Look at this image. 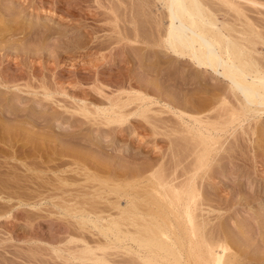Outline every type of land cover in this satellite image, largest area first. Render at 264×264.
<instances>
[{"label":"bare ground","instance_id":"6f19581e","mask_svg":"<svg viewBox=\"0 0 264 264\" xmlns=\"http://www.w3.org/2000/svg\"><path fill=\"white\" fill-rule=\"evenodd\" d=\"M20 1L21 2H19V3H21L22 6L25 4L24 3L25 1L27 2V0H20ZM22 1H24L23 2L24 4H22ZM33 1L34 0H32V2ZM45 1L46 0H35L34 2L36 3V5L37 4L42 5V4L46 3ZM47 1H49V0H47ZM51 1H54V2L56 1L55 3H60L61 7L66 5V4L63 5L64 3H66V0H63V1L61 0L62 2L60 0H59V2H57L58 0H51ZM73 1H75L76 3H78V2L82 3L83 0H73ZM100 1L102 2V0H93V2L96 4L100 3ZM105 1H108L106 3H109V5L108 6H102V4H101L100 6L103 7V8L101 7L102 9L106 10V12H105L106 15L108 14L107 15L108 19L106 20V18H104L105 16H103V19H105L107 22H109L111 25H113V26L110 25L111 27H113L112 32L110 30L112 35H108V36H110L108 39L103 40V42L98 43L97 41H95L96 37H93L95 34L93 30H91V29L89 30V29L85 28L84 29L85 33H84V35L82 34V36L84 38L88 39V42H86L84 40L85 43H88V44L91 43L92 46H89L90 48H94L97 51H102V50L109 51L108 54H106V55L104 54L105 56H103V55H102L103 57L101 56L103 60L107 59L106 62L107 61H111V62L113 61L114 62L117 59L116 57L123 55L122 57H120L119 62L120 61L124 62L125 66L127 63L129 64V57L130 56H128V55L130 53L125 54L126 49L124 47V44L122 43V42L126 41V43L124 42L125 45L127 43H129V44L131 43L133 45L134 44L140 45L141 48H145V49L146 48L148 49V47H149L150 52L152 51L150 47L157 48V49H159V51H161V49H162V51L165 50L166 52L175 56L177 58V60L180 59V62L187 59L196 68L201 69V70L211 71L212 74H214V76H212V78L216 82H221L224 84L226 83L227 84L226 86H228V87L225 90H218L217 89L218 91H216L215 89L214 90L212 89L213 91H216V92L212 93L211 91H209V89L206 90L205 85H208L207 84L208 81L206 82L205 79L201 78V81H199V82L196 80L197 83H199L197 86L200 87V89H202L201 87L205 86L206 96H204V98L208 97L207 100L204 101L202 99L203 96L200 94L202 96V97L201 96L200 97H201L202 102H203V103H201L202 105L199 102V105H201V106H198V104H196L198 107L193 106L192 102L194 101V99H193V101L191 100L192 102L190 100L189 101L187 100L188 102H190L187 104V101H186L187 98H186L184 100L185 103L184 104L182 103L183 106L180 107L183 110H184V108H186V110L188 109L187 114H186L185 113L186 111L183 112L182 110H179V109L177 110V108H178V107L176 108L177 105L176 106L171 105L172 103L174 104V102L165 104V106L167 107L168 110H170V108H171V110L172 109L176 110V113L178 114L177 117L182 124L184 123V124H186V126L188 125L186 127V129H187L186 132L185 131L181 132V131H179V129L177 131H173V133L176 132L175 134L181 135V137L178 135L179 136L178 139L180 140V142H179V140H177L179 143H181V145L178 143V145H180V146H178L177 149H175V150L173 149L174 154H172L173 156L172 155L170 156V158H172V161L174 162L175 169L173 168V171L171 172V174L163 175L164 172L162 174V169L165 166L160 165V167L157 168L155 172H152L147 177L144 176L143 171H141V172L138 171L139 173L136 172L137 174L136 173L133 174V178H135V180H137V181H134V179H133L134 183L131 184V182H130V184L133 186V188L138 187L139 191L141 189V193L139 194L137 190H135V189L133 190L132 186L129 185V186H131V189L133 190L132 191L133 194L130 195V198L128 200L129 201L128 206L130 205V207H128L129 209L126 207V209H123V210H122V208H120L121 210H119V208H118L119 205L116 204L119 212L117 211L118 213L114 217L113 216H110V217L107 216L106 218H104L102 214H101V217L96 214V216L92 215L93 220H91L88 215H85L83 213L84 211L82 212L80 210L82 214L78 212V215H77V212L75 210L74 213H76V214H74L73 218L76 219L77 224H78L77 226H79L78 228L79 229H85L86 225H88V224L92 225L93 228L95 230H97L99 232V234L106 239L107 243H105V244H102V243L96 244L95 243L96 246L91 247L88 245V242L84 241L85 238L80 233V235H78V236H82V237H78V239H75V240L71 239V240H69L68 243L69 244L79 243V244L83 245V247L81 246V248H76L77 250H74V251H69V250L66 251L69 255V258L65 257V259H63L64 262L65 263L76 262L77 264H264V232L258 231L259 233L250 234L251 236L248 237L247 241L245 239L246 242L244 244L243 243L244 241L242 242V240H244V239L243 238L241 239L238 236L237 231L234 230L235 231L234 232L231 229L229 230V228L225 229L221 226L219 227V223L223 219L222 216H220V217L215 216L216 220H218V225H215V224L210 225V221L212 220V219H210V216H211L213 210L211 211L209 206H211L214 201H211L210 199H208V197H204L203 196L204 192H201V190L203 188H206V189L208 188V190L211 187L213 188L214 185H212L211 182L213 181L212 179H214L215 175L217 174L216 170H218V168H219V169H221L222 172H224V170H223V168H225L223 165L224 160L240 161L241 163H243L242 167L246 166L245 162L250 163V164H247L250 166L252 165V173L247 174L249 177L251 174H253L258 178L264 174V157H263L264 156V128H263L264 126H262L260 129V125H262L261 123H263V121H264V32H263V34H262V32H260L262 29H264V21L260 20V19H259L260 20L259 21L258 18H254V16H253L254 19H252L250 15L247 16V13H249L250 11L244 7V6H249L255 10H257V9L260 10V8L264 10V0H114L115 3L111 2L112 0H105ZM67 2H69V1H67ZM2 3H4L3 6H1ZM12 3H16L14 5L18 6L17 0H16V2H14V0H0V17H1V19H2V17L3 18L6 17L4 20L0 19V102L1 101L4 102L6 100L8 101L6 94H9L10 98H14V99L17 97L23 98L21 93L30 95L32 98L36 97L37 95H41L43 97L41 99H43V100L44 99L45 100L46 99L52 100V98H50V97H52L53 95H51V94H56L58 92V91L56 92L57 89H55L56 88L55 86H46V85L43 86V85H41V86L34 87L30 83L24 84V86L23 85L20 86V84H18L19 83L18 81H20V79L23 80L24 78L25 79L28 78L31 80L32 79L31 76L32 77L35 76V73H34L35 64L34 63H36L37 60L43 58L42 57V56H44L43 54H46V52H47L46 47H47V49H49V47H48L49 45H51L50 47H52L51 41L53 39L56 40L55 43L52 41L53 44L55 46H59L60 50L62 48H65L63 46H68V45H72V44H69L68 40L63 41V39H62L63 35L61 33H59L60 36L55 35L56 34L55 30H54L55 34L49 35L50 31L49 32L47 31L48 32L47 33L46 31L41 29L42 27L39 28L40 26L30 25L31 24L30 22H29L30 24H28L27 22H26L27 24L24 23L25 21L23 20V17L21 18L19 15L20 12H18L20 10L17 9L18 10L17 11L18 14H17L16 11H14L15 10L14 6L10 5ZM69 3H71V2H69ZM152 4L153 5L157 4L155 6H158V9H159V7H161L160 10L156 9V11H160V12H158L159 14H157V12H156L155 16H157V17H155L156 19H154L156 21L154 22V20H153L152 21L153 23L152 24L150 23L151 25L154 24L153 30L155 29V31H153V32H155L154 33L156 35L155 38H153L154 34L152 35V33H150V30L152 28L150 29V27H149L148 29H150V30H147L143 26L145 22L142 23V25H141V23L137 22L138 20L140 21L142 18L147 19L148 10L151 9L150 7H152L151 6ZM21 5H19V6H21ZM73 5H75V4H73ZM78 6L81 7L80 4ZM78 6L76 5V7H78ZM32 7H34V3H33ZM220 7L226 8L227 10L224 11L225 9L224 10L222 9V11H223L222 12L219 9ZM36 9L37 8H35V10ZM59 9H61V8H59ZM63 9H65V8H63ZM75 9L76 8H74V10ZM26 10H27V8H26ZM32 10H34V9H32ZM67 11H65V12H67ZM227 11H229V12H227ZM71 12L72 13H70V15L72 17H74V16L77 17L79 15L77 13L81 14L83 11L81 9H76V11L71 10ZM118 12H120V13H118ZM261 12H257V13L255 12V13L260 16V15H262V13L264 11L262 13ZM94 13H96V12H94ZM99 13H96L95 17L96 16L99 17L100 16ZM149 13L151 14L150 11H149ZM219 13L220 14L226 13L225 15L226 16L228 15L227 16L228 19L230 16V14H228V13H232L231 14L232 16H230V18L232 17L233 19L232 18L231 19L233 21L230 22L227 19L225 20L223 18H221V19H223L221 21L218 18V16L220 15ZM21 14H23V13H21ZM92 15L93 14H91V16ZM151 15L153 16V14H151ZM225 15H224V18H225ZM221 17H223V16L221 15ZM263 17H264V14H263ZM81 19H83V18H81ZM146 19H145V21H147ZM137 23H139L140 25ZM40 25H41V23H40ZM121 25H123V26H121ZM145 25H146V23H145ZM82 26H84V25H82ZM141 26H143L147 31H149V33L151 35L149 33H148V35L145 34L147 31H143L141 29L142 28ZM54 31H53V33H54ZM34 32H35L36 36H37V34H39V36H41V34H42L41 38L38 36L39 37L38 39H40L39 42L36 41L37 39L35 40L36 42H38V44H37L38 47L36 46V43L34 44V42L32 43V41H31L32 39H34V36H35V35L33 36ZM149 35L152 36V39ZM83 37H81V38H83ZM14 38H16V39H14ZM39 44H40V48H39ZM79 45H80V43H79ZM117 46H118V48H117ZM34 47H36L35 50H34ZM86 47H87V45H86ZM53 48H54V46H53ZM154 50L152 52H154ZM150 52L146 53V54H144V52H143L142 56L139 55V57H141L140 58L141 60L139 61L141 64H142V62L144 64V60H145L146 56L148 54H150ZM155 54L157 56V53H155ZM58 56H60V55H58ZM134 56H135L134 60L136 61V59L139 57L136 58V55H134ZM154 58H156V57H154ZM131 59L133 60L132 57H131ZM131 59H130V61H131ZM160 59H161V57H160ZM147 60H149V58ZM154 60H156V59H154ZM6 61H7V64L4 63ZM145 62L147 63V61H145ZM156 62H155V64L158 65V67H153V68H152V65L148 68L147 66L144 67V66H142L143 64L142 65L140 64L141 67H143V68L140 69L141 68V67L139 68L140 65L138 66V68H139L138 71L140 70L138 74H140V75L142 74L144 77H147V79L149 77L147 75H151V78H152V76H154L156 78V80H161L160 79L162 76L161 71L164 68L162 67L163 68L162 69L160 65L165 66L166 65L165 63L167 61L166 62L164 61L163 62L164 64L158 63V62L161 63L162 60L161 61L159 60L157 63ZM136 63L138 64V59H137ZM146 63L144 65H146ZM148 64H149V62H148ZM155 64H153V65H155ZM27 68L28 69L34 68V69H33V71L30 70V72H29ZM45 68H46V70L45 69L44 70L47 71V67H45ZM122 68H124V67H122ZM150 68H152V70H150ZM125 69L127 70V68H125ZM166 69L168 70V68H166ZM50 72H51V70H50ZM138 74L136 76L137 78L139 77ZM133 75L130 77V79H128L129 81L127 80V78L129 76L126 78V75H125L126 80L124 79L123 76H121L122 78L120 77L121 80L118 79V77H117V79H118L117 82H121L122 80L129 82L128 84L126 82V84L129 85V87L127 85L126 86L128 87L127 88L128 90L130 89L127 92V94L129 93L130 98H128L126 101H124V103L121 105L117 102L115 103V101L113 102V104H111V102H112L111 101L110 102L111 110H108V111L102 110L101 111V109H100V110L96 111L97 114H99L100 111L102 114L104 113V116H105L104 118L106 119L107 123L112 124L113 122H115V124L116 123L121 124V123H124V121H128L129 117H131L133 115L134 116L137 115L138 113L135 112L136 110L134 111V113H129V114L122 113L125 107L132 105V103L136 102V101L139 103H142V102L145 104L147 103V106L145 105L143 108L139 107L138 111H137L141 114V115L139 114L141 117L143 115L142 119L146 120L145 115H147V114H145V112L150 111L149 107H151L154 104V102H153L154 100H152L151 98H149L148 96L145 95L146 93H148V90L146 91V89H148L147 86H145L147 88H145L144 85H142L143 88L140 87L141 90H143L142 91L143 93L140 91L138 92V91H135L134 89H131L132 84H135L134 86H136V82H138L140 79L144 78V77L142 78V76H141L140 79H137L134 76L138 80L137 81V80H135ZM168 75H170L169 72H168ZM163 76H162V78H163ZM166 76L167 75H165V77ZM167 78L169 79L168 76H167ZM99 79L100 78L98 77L97 81ZM144 79H146V78H144ZM144 79L142 82L145 81ZM169 81H171V80H169ZM175 81H173V82H175ZM150 82H152V81H150ZM180 82H181V80H180ZM101 83H102V81H101ZM101 83H100V85H101ZM140 83L141 82H139V84ZM165 83L168 84L164 80L163 84L165 85ZM171 83H172V81H171ZM155 84H156V82H155ZM172 84H171V86H172ZM177 84H179V82ZM50 85H52V84H50ZM153 85H154V83H153ZM175 85H176V83H175ZM121 86H123V84ZM179 86H181V87H179ZM179 86L176 85L174 88H172L174 91V94L176 92L177 93L176 95H179L178 97H180V96H181V98H183V97L189 98L190 97V99H191L194 96H196L197 93H196V91H194V89H196V88L193 89L194 85L190 86L189 84L181 83ZM153 87H155V86H153ZM166 87H165V89H166ZM177 87H179V88H177ZM209 87H211V86H209ZM52 88H54L55 90H53ZM98 88H99V86H98ZM23 89H25V90H23ZM119 89H121V87ZM123 89H124V87H123ZM165 89H163V90H165ZM167 89H166V91H167ZM200 89L198 88V90H200ZM96 90L98 91L97 88H96ZM170 91H171V89H170ZM149 92H151V91H149ZM122 93H126V92L123 91ZM152 94H154V93H152ZM99 95H101V94H99ZM167 97H169V96H167ZM73 98H75V97H73ZM181 98H179V99H181ZM76 99H77V97H76ZM169 99H170V97H169ZM170 100H172V99H170ZM199 100L200 99L198 98V101ZM80 102H82L84 104L86 103L83 100H80ZM179 103H180V101H179ZM175 104H176V102H175ZM193 104L195 105V103H193ZM211 104L214 107L212 106L210 108L209 106H211ZM83 106H84V108H79L80 107L79 106L78 107L79 110H76V111L74 110V111L76 113L82 115L83 117H86V115L88 113H90L89 117H90L91 113L93 116L97 115L96 112H94L95 114H93V112H90L89 109H87L86 105H83ZM85 106H86V108H85ZM140 106H141V104H140ZM194 108H195V110H197L200 113H201V111H204L205 113H207V111H211L210 113L213 116H211V114H209V112L207 114H205L204 112L203 113L205 115H209L208 117H210V118H208L207 116H204L203 113H201L203 115V117L200 116V113H198L199 114V116H198L197 111H196V116L188 115V111H190L192 109L194 110ZM3 110H5V109H3ZM7 110L8 111H6V110L0 111V114H1L0 116H3V118H6V121H9V123H11V124H14V122L16 123L17 121H19L22 118V120H20L21 122L25 123V121L28 122L30 120V122L31 121L34 122L35 125L37 124L36 126H38L40 131L43 133H44V131L48 132L49 130L52 129L50 124L47 123V120H44V118H42L41 116H39V118L35 119V118H33L34 116L32 117L31 115L27 116L28 114L27 115L21 114L22 111H20V112L17 111L16 107H10V108L8 107ZM193 112L192 113L190 112V113L193 114ZM53 113H55V112H53ZM106 113H108V114L112 113V114L106 116ZM56 114H55V116H56ZM18 118H20V119L18 120ZM86 118L89 119L88 117H86ZM189 122L190 123L192 122V124H190ZM17 123H19V122H17ZM1 124L2 123L0 122V134H2L3 137L5 135L6 136H14V137L17 136V138L20 137L21 140L23 137H25V135L22 132L23 131L22 128H21V130H20V128H19V130L16 129L18 131V133H17L15 130V127L12 128V125L8 124V126H3ZM14 126H16V125H14ZM25 127H27V126H25ZM16 128H18V127H16ZM34 128H36V127H34ZM165 128H166V126H165ZM24 131H25V129H24ZM31 131L28 132L29 136L27 135V138H30L29 140H31L32 136L35 137V135H33V134H32V136L30 135ZM19 132H21V133H19ZM26 132H24V133H26ZM122 132H124V131H122ZM122 132H120V133L122 134ZM154 133H152V134H154ZM34 134H37L38 136H40L39 133H37V132L36 133L34 132ZM40 134H42V133H40ZM45 134L46 133L42 134L40 137L44 138V139L46 138V140H48L47 137L50 138V136L45 135ZM155 134H157V132ZM50 135H52V134H50ZM33 137H32V140L36 139V137L35 138H33ZM40 137H38V138H40ZM54 137L56 138V136H54ZM55 138H53V139H55ZM59 138H60V136H59ZM2 139H4V138H2ZM26 139H24V140H26ZM37 139L35 141L33 140V143L36 142ZM51 139L52 138H50L48 140L49 142L46 141V144L52 142ZM27 140L24 142H27ZM59 140H61V139H59ZM172 140H171V142H172ZM174 140H175V138H174ZM42 141L40 142L41 144L39 142H37V144L39 143V145L43 148V145L44 146H46V145L44 144L45 141H43L44 142L43 144H42ZM30 142L32 143V141H30ZM30 142H27L28 143L27 145H29ZM4 143H6V142H4ZM18 144H20V143L18 142ZM172 145H173V143L170 144V146H172ZM174 145L177 146L176 142L174 143ZM31 146L34 147V145H31ZM37 146H35L34 151H36ZM61 146H62V144H61ZM21 147H23V146L21 145ZM33 147H32V149H33ZM45 148H47V147H45ZM29 149H31V147ZM38 149H41V148L38 147ZM38 149H37V152H39ZM48 149H46V150H48ZM22 151H24V150H22ZM37 152H35V154ZM71 152H73V151H71ZM69 153H70V151H69ZM37 154H39V153H37ZM261 156L263 157V160L260 162V161H258V159ZM39 157H40V155H39ZM30 158H31V156H30ZM44 159H47V158H44ZM75 159H76V157H75ZM190 159H191V161H190ZM22 160H24V159H22ZM79 160H81L80 157H79ZM158 160H162L165 162L166 158H164V156L163 157L161 156L160 159H158ZM33 161H35V160H33ZM97 161H96V163H97ZM164 162H161V163H163V165H164ZM213 162H214V164L216 163L215 167L213 165ZM40 163H42V162L40 161ZM40 163H38V164H40ZM257 163L260 164L259 165L260 167L257 166L258 165ZM63 164H64V162H63ZM152 164L155 165V163H152ZM167 166H168V164H167ZM103 167H102V169H103ZM0 168H2V167H0ZM46 168L47 167H45L44 169H46ZM148 168H150V167H148ZM232 168H230V169H232ZM234 168H233L234 170L241 171V174H244V171L246 172L245 169L247 167L242 169L240 166L237 165V167H234ZM178 169H180L179 172H177ZM47 172H49V171H47ZM0 173L2 174V172H0ZM12 173H14V172L12 171ZM12 173H10V175ZM15 179H16V177H15ZM88 179H89V177H88ZM1 180H3V179H1ZM93 182H94V180H93ZM13 183H14V181H13ZM16 185H18V184L16 183ZM21 185H22V183H21ZM1 186H3V185H1ZM8 186H11V185H8ZM129 186L127 187L128 191L130 189ZM43 187H45L44 184H43ZM122 189L124 192L125 189L123 188V186H122L121 190ZM208 190L206 193H208ZM130 192H131V190H130ZM10 193L12 194L13 192H10ZM114 193H115V191H114ZM239 195H241V194H239ZM242 195L240 196L239 201L244 200L245 196L243 197ZM1 197H0V199H1ZM246 197H247V195H246ZM241 201H240V203H241ZM30 202H32V201H30ZM35 202H37V201H35ZM35 202L32 205L31 204H27V205L29 207L30 206L35 207L37 205V203H35ZM242 203H243V201H242ZM15 204H13V205H15ZM0 205L2 206V203ZM18 205L20 206L21 203H18ZM229 205H231V204H229ZM61 209H63V208H61ZM78 209H79V207H78ZM86 214H88V213H86ZM98 214L100 215V213H98ZM110 214L111 213H109V215ZM97 221H100L101 225L99 223H97ZM103 222H105L106 224L103 225L102 224ZM128 227L131 229H128ZM251 228H253V227H251ZM252 231L249 230L248 232L250 233ZM11 234H12V232H11ZM31 236H32V233H31ZM33 237H34V235H33ZM38 239H39V237H38ZM125 243H127V244H125ZM130 243H131V246H130ZM120 244L123 245L122 248H124V247L126 248V249H124V250H126L125 251L126 256H127L126 252L129 253L128 256L130 254H132L131 256H133L134 259H135V255L137 256V258H136L137 262H136V259L134 260L131 257H129V258L131 260L133 259V261H131L128 258L130 261L124 259V261L117 262V263L113 262V261L111 262V260L108 259V254H107L108 250H114V249H116V247H120V246H118ZM60 250L61 249H58V250L56 249L55 252L58 253V252H60ZM259 251H261V252H259Z\"/></svg>","mask_w":264,"mask_h":264},{"label":"rangeland","instance_id":"374dc122","mask_svg":"<svg viewBox=\"0 0 264 264\" xmlns=\"http://www.w3.org/2000/svg\"><path fill=\"white\" fill-rule=\"evenodd\" d=\"M34 1L33 2H32V0H27V2L22 1V4L25 3L22 6L21 3H19L21 1L17 0L18 6L14 5L16 3H12L13 5L12 4H10V5L14 6V8H15L14 11H16L17 14H18V12H20L19 15L21 18L23 17V20L25 21L24 23L27 22L28 24L31 23L30 25H33V26H36V25L40 26L39 28L42 27L41 29H43L44 31H46V32L50 31L49 35L55 34V31H56L55 35H59V33H61L63 35V37H62L63 41L68 40L69 44H72V45H68L69 47L63 46L65 48H62L61 49L62 51H61L59 46H55L53 44V42L54 43L56 42V40L53 39L52 40L53 42L51 41L52 47H50L51 45L48 46L49 49H47V47H46V51H47L46 54H43L44 55V56H42L43 58L37 60L36 63H34L35 64V66H34L35 67V71H34L35 76H33V77L31 76V78H32L31 80L28 78H26V79L24 78L23 80L20 79V81H18L19 82L18 84H20V86L21 85L24 86V84H27V83H30L34 87L41 86V85H43V86L44 85L55 86L56 87L55 89H57L56 92L57 91L58 92L56 94H51V95H53L52 97H50V98H52V100L51 99H49V100L44 99L43 100V99H41V98H43L41 95H37L36 97L32 98L30 95L21 93L23 98L17 97L14 99V98H10L9 94H6L8 101L7 100L4 102L1 101L2 103L0 102V111H5V110L8 111L7 110L8 107L9 108L10 107H16L17 111H19V112L22 111L21 114H24V115L28 114L27 116L31 115L32 117L34 116L33 118H35V119L39 118V116H41L42 118H44V120H47V123L50 124V126L52 127V129L49 130L48 132L44 131V133H46L45 135H49L50 138H52L51 139L52 142H50L51 144L50 143L46 144V141L49 142L48 140L50 138H48L47 136L46 137L48 140H46V138L45 139L41 138L40 136L44 133L40 131L38 126H36L37 124L35 125L34 122H32V121L30 122V120H29L28 122L25 121V123H24V122L20 121V120H22V118L21 119L18 118V120L20 119L19 121H17L19 123L14 122V124H11V123H9V121H6V118H3V116H0V122L2 123L1 125L8 126V124H10V125H12V128L15 127V130L16 129L19 130V128L21 130V128H22V130H23L22 132L26 138H27V135L29 136L28 132L31 130L33 131V132L32 131L30 132L31 136H32V134L35 135L36 139L38 137H40L37 139L36 142H34L36 144L35 145L33 143V140L35 141L36 139L32 140L33 136L31 137V140H29L30 138H27L29 140L28 141L25 137H23V138L21 137L22 138V140H21L20 137L17 138V136L14 137V136H6L5 135L3 137V135L0 134L1 135L0 136V167H2V168H0V172H2V174L0 173V190L2 191V192L0 191V197L2 196L0 199V204L2 203V206L0 205V264H77L76 262L65 263L63 260V259H65V257L69 258V255L66 251H68V250L74 251V250H77L76 248H81V246L83 247V245H81L79 243L69 244L68 243L69 240H71V239L75 240V239H78V237L83 236L85 238L84 241L88 242V245L91 247H95L96 244H99V243L105 244V243H107V241L90 224L86 225L85 229H79L78 228L79 226H77L78 224H77L76 219L73 218L74 214H76V213H74L75 210L77 212V215H78V212L81 213V211L82 212L84 211L83 213L85 215H88L91 220H93V216H96V214L100 217L102 214L104 218H106L107 216L108 217H110V216L114 217L117 215L119 210H121L120 208H122V210H123V209H126V207L127 208L130 207V205L128 206V204H129L128 200L130 198V195L133 194L132 191L134 189L137 190L139 194L141 193V189L139 191L138 187L133 188V186L131 185L134 183L133 179H134V181H137V180H135V178H133V174H135L138 171L139 172L143 171L144 176L147 177L152 172H155L156 169L160 167V165L165 166L162 169V174L164 172L163 175L171 174V172L173 171V168L175 169V167H174V162L172 161V158H170V156L172 154H174L173 149L175 150V149H177L178 146L181 145V143H179L180 140L178 139L179 136L181 137V135L175 134L176 132L173 133V131H177L179 129V131H181V132H183V131L186 132V130H187L186 127L188 125L186 126V124H184V123H183L184 124L183 125L177 117L178 114L176 113V110H174V109L171 110V108H170V110H168L167 107L165 106V104L174 102V104L172 103L171 105H173V106L177 105L176 106V108L178 107L177 110L179 109V110H182L183 112L186 111L185 113L187 114L188 109L186 110V108L183 107L184 108V110H183L180 108L185 103L184 100L186 98H187L186 101L187 100L193 101V99H194L193 102L191 101L192 105L195 107H198V106L202 105L201 104V103H203L202 99L204 101L207 100L208 97L204 98V96H206L205 92L207 89H209V91H211L213 93V92H216L218 90H225L228 86H226L227 85L226 83L224 84L221 82H216L212 78V76H214V74H212L211 71L198 69L191 62H189L187 59L183 60V61L181 60L182 62H180V59L177 60V58L175 56L166 52L165 50L162 51L161 48L160 49L162 52L159 51V49H157V48L150 47L152 51L154 49L156 50V51L154 50V52L157 53V56H156V54L154 52H152V51L150 52L149 47H148V49L147 48L145 49V48H141L140 45H136V44L133 45L131 43L130 44L127 43L125 45L126 41H124L125 43L124 42H122V43L124 44V47L126 49L125 54L130 53L128 55V56H130L129 57V64L127 63L125 66L124 62H122V61L119 62L120 57H122L123 55L116 57L117 59L114 62L113 61L112 62L111 61L106 62L107 59L103 60L102 57L105 56L106 54H108L109 51H107V50L106 51L105 50L97 51L94 48H90L89 46H92L91 43H89V44L85 43V41L88 42V39L84 38L82 36V34L84 35V33H85L84 29L85 28H87L89 30L90 29L93 30L95 33L93 37H96L95 41H97L98 43L103 42V40L108 39L110 37L108 35H112L111 32H112L113 27H111V26H113V25H111L109 22L106 21L108 19L107 18L108 14L106 15V13H105L106 10L102 9L103 8L102 6H108L109 5V3H106L108 1L102 0V2L100 1V3L96 4L93 2V0H83L82 3H80V2L76 3L73 0H66V3L63 4V5H65V4L66 5L62 6V7L60 6V3H55L56 1L54 2L51 0H49V1L46 0L45 1L46 3H44L42 5L37 4L38 6L36 5V3ZM67 1H69L71 3L67 2ZM14 2H16V0H14ZM57 2H59V0ZM111 2L115 3L114 0H112ZM33 3H34V7L37 8L36 10L34 7H32ZM72 3L75 5H73ZM3 4L4 3H2L1 6H3ZM79 4L81 5V7L78 6ZM101 4H102V6H100ZM19 5H21V6H19ZM76 5L78 7H76ZM155 5H157V4H154V5L152 4L151 6L153 8L150 7L151 9L148 10L147 19L145 18L147 21H145L144 18H142L140 21L139 20L137 21V22L141 23V25H142V23L145 22L146 25L144 23L143 26L147 30H150L152 28L150 30V33H152V35L155 33V32H153V31H155V29L153 30L154 24L151 25L153 23L152 21L154 19H156L155 17H157V16H155L156 12H157V14H159L158 12H160V11H156V9L157 10L161 9V7H159V9H158V6H155ZM244 7L250 11V12L248 11L250 14L247 13V16L250 15L252 19L258 18V20L260 19V20L264 21V17H263V14H264L263 11L264 10L263 9L260 8V10L259 9L255 10L249 6H244ZM26 8H27V10H26ZM59 8H61V9H59ZM63 8H65V9H63ZM74 8L81 9L83 11L81 14L77 13L79 15L77 17L74 16L75 18L70 15V13H72L71 10L76 11V9L74 10ZM17 9L20 11H18ZM32 9H34V10H32ZM219 9L221 11H222V9L223 10L225 9L224 11L227 10L226 8H222V7H220ZM65 11H67V12H65ZM149 11L151 12V14H153V16L149 13ZM94 12H96V13L100 12L99 14L101 17L100 16L95 17L96 13H94ZM227 12H229V11H227ZM255 12L256 13L261 12L262 13V15H260L261 17L258 14H256ZM21 13H23V14H21ZM118 13H120V12H118ZM91 14H93V15L91 16ZM225 14L224 13L220 14L218 16V18L221 21L223 19H225V20L227 19L230 22L233 21L232 20L233 18L232 17H231L232 19L230 18V16H232L231 15L232 13H228V14H230L229 19L227 17L228 15L226 16ZM221 15L223 17H221ZM224 15H225V18H224ZM103 16H105L104 18H106V20L103 19ZM253 16H254V18H253ZM5 18L2 17L3 20ZM81 18H83V19H81ZM221 18H223V19H221ZM0 19H1V17H0ZM155 21L156 20H154V22ZM40 23H41V25H40ZM139 23H137V24H139ZM82 25H84V26H82ZM121 26H123V25H121ZM143 26H141L142 27L141 29L143 31H147ZM149 27H150V29H148ZM110 30H111V32H110ZM53 31H54V33H53ZM260 32H262V34H263L264 29H262ZM148 33H149V31H147L145 34L148 35ZM34 35L36 36L35 32H34L33 36ZM35 36H34V39H32L33 37L31 38L32 39L31 41H32V43L34 42V44L36 43V46H37V44L40 40L38 38L39 37L41 38L42 34H41V36H39V34H37L36 37ZM81 37H83V38H81ZM150 37L152 39V36H150ZM155 37H156V35L154 34L153 38H155ZM14 39H16V38H14ZM35 40L38 42H36ZM79 43H80V45H79ZM86 45H87V47H86ZM53 46H54V48H53ZM35 48L36 47H34V50H35ZM39 48H40V44H39ZM117 48H118V46H117ZM148 51L150 52V54H148L147 55L148 57L146 56V58L144 60V64L146 63L145 61H147V63H146V65H144L143 62L141 61L143 64L142 65L139 62L141 60L140 59L141 57H139V55L142 56L143 52H144V54L149 53ZM58 55H60V56H58ZM134 55H136V58L139 57V58H137L138 64L136 63L137 59L135 58L136 61L134 60V57H135ZM131 57L133 58L134 61L131 59ZM154 57H156V58H154ZM160 57H161V59H160ZM148 58H149V60H147ZM130 59H131V61H130ZM154 59H156V60H154ZM159 60L160 61L162 60V62L161 63L158 62ZM156 61L159 64H164L163 62L167 61L165 63L166 64L165 66L164 65L163 66L160 65V66H161V68L162 67L164 68V69L162 68L163 70L161 69L162 70L161 75L163 76L166 73L165 75H167L169 77V79L167 78V76L165 77V75L163 76V78L161 76V78H160L161 80H156V78L154 76H152V78H151V75H147V76H149L147 79V77H144L142 74L141 75L138 74L140 71V70L138 71V69L141 67V65L144 67L147 66L148 68L151 65H152V68L158 67V65L155 64ZM148 62H149V64H148ZM4 63L7 64V61ZM153 64H155V65H153ZM138 66H139V68H138ZM45 67H47V71H45L46 70ZM122 67H124V68H122ZM125 68H127V70ZM142 68L143 67H141L140 69H142ZM152 68H150V70H152ZM166 68H168V70ZM33 69L32 68L28 69V71L29 72H30V70L33 71ZM50 70H51V72H50ZM168 72L170 75H168ZM137 74L139 75L138 78L136 77ZM125 75H126V78L129 76L127 78V80L130 79V77L132 75H133V77L135 76L137 79H140L141 76H142V78L143 77L146 78V79L143 78L145 81L142 82L143 79H140L138 81L134 77L135 80H137L138 82L135 81L136 86H134L135 84H132L131 89H134L135 91H138V92L139 91L142 92L143 91V90H141V88H143L142 85H144V87L147 86L148 89H146V91L148 90L149 94L145 92L146 93L145 95L148 96L149 98H151L152 100H154L153 101L154 104L151 107H149L150 111L145 112V114H147V115H145L146 120L142 119L143 115L141 117L140 116L141 114L137 111H138L139 107L143 108L145 105L147 106V103L146 104L143 102L139 103L136 101V102H133L132 105L125 107L122 113H127V114L134 113V111L136 110L135 112L138 113L137 115H135V116L133 115V116L129 117L128 121H124V123H121V124L119 123L120 125L118 123L115 124V122H113L114 124L113 123L112 124L107 123L106 119L104 118L105 117L104 113L102 114L101 111L102 110L103 111L104 110L105 111L111 110L110 105L113 104L114 101H115V103L117 102L121 105L124 103V101H126L128 98H130L129 93L127 94V92L130 90V89L129 90L127 89L129 87V85H127L129 83L128 82L129 80L125 81L126 80ZM97 76L100 78L98 81H97V79H98ZM121 76H123L125 80L124 81L122 80L121 82H117L118 79L121 80V78H122ZM117 77H118V79H117ZM201 78L205 79L206 82L207 81L209 82V83L207 82L208 85L204 84L206 86V90H205V86L201 87L202 89H200V87L197 86L199 84V83H197V81L198 82L201 81ZM164 80L168 84L165 83V85H164L163 84ZM169 80H171L174 85ZM180 80H181V82H180ZM101 81H102V83H101ZM150 81H152V82H150ZM173 81H175V82H173ZM126 82H127V84H126ZM139 82H141L140 83L141 85L139 84ZM155 82H156V84H155ZM178 82H179V84H177ZM100 83L102 86L100 85ZM153 83H154V85H153ZM175 83L177 86H179L181 83H183V84L186 83V84H189L190 86L194 85L193 89L194 88L197 89V90L194 89V91H196V93H197L196 96H194L191 99H190V97L189 98L188 97L181 98V96L178 97L179 95H176L177 94L176 92L174 94V91L172 89L176 86ZM50 84H52V85H50ZM122 84H123V86H121ZM171 84H172V86H171ZM163 85L165 87L167 86L166 87V89L168 88L167 91ZM98 86H99V88H98ZM153 86H155V87H153ZM209 86H211V87H209ZM120 87H121V89H119ZM123 87H124V89L126 88L127 90L126 89L124 90ZM138 87L139 88L141 87V88L139 89ZM147 87H145V88H147ZM179 87H181V86H179ZM179 87H177V88H179ZM96 88L98 89V91L96 90ZM198 88L201 91L198 90ZM52 89L55 90L54 88H52ZM163 89H165V90H163ZM170 89H171V91H170ZM212 89L213 90L215 89L216 91H213ZM23 90H25V89H23ZM123 91L126 93H122ZM149 91H151V92H149ZM160 91L161 92L163 91V92L161 93ZM98 93L101 95H99ZM152 93H154V94H152ZM167 96H169L170 99H172L173 101L170 100L169 97H167ZM200 96L202 97V99ZM73 97H75V98H73ZM76 97H77V99H76ZM179 98H181V99H179ZM198 98L200 99L199 101H198ZM80 100H83L86 103L84 104V103L80 102ZM179 101H180V103H179ZM188 101H187V104L190 103ZM110 102H111V104H110ZM175 102H176V104H175ZM199 102L201 105H199ZM193 103H195V105ZM140 104H141V106H140ZM196 104H198V106ZM83 105H86L87 109H89L90 112H93V114H95L94 112H96L97 110L101 109V111L99 114H97V112H96L97 117L93 116L92 113H91L90 117H89L90 113H88L87 115L85 114L86 117L89 118V119H87L86 117H83L82 115L75 112L76 110H79V108H84ZM86 106H85V108H86ZM212 106L213 105L211 104V106H209V107L211 108ZM3 109H5V110H3ZM192 110L188 111V115L196 116L197 110H195V108L193 110L194 112ZM53 112H55V113H53ZM190 112L191 113L193 112V114H191ZM203 112L204 111H201V113H203ZM208 112H209V114H211L210 113L211 111H207V113ZM198 113H200V112L197 111V115L199 116ZM201 113H200V116L203 117V115ZM207 113H205V114H207ZM55 114H56V116H55ZM111 114L106 113V116L111 115ZM205 114H204V116H207V117L209 116V115H205ZM211 116H213V115L211 114ZM208 118H210V117H208ZM263 123H264V121H263ZM263 123H261L262 125H260V129L262 126H264ZM190 124H192V122ZM14 125H16V126H14ZM164 125L166 126V128ZM25 126H27L28 128ZM16 127H18V128H16ZM34 127H36V128H34ZM23 128L25 129V131ZM17 130H16V132L18 133ZM119 131L120 132L124 131V132H122V134H121ZM24 132H26V133H24ZM34 132L39 133L40 136H38L37 134H34ZM154 132L155 133L157 132V134H155ZM19 133H21V132H19ZM40 133H42V134H40ZM152 133H154L156 136ZM50 134H52V135H50ZM53 135L56 136V138ZM59 136H60V138H59ZM35 137H33V138H35ZM2 138H4V139H2ZM53 138H55V139H53ZM174 138H175V140H174ZM24 139H26L27 142L32 141L33 144L30 142V144L27 145L28 143L24 142V141H26ZM59 139H61V140H59ZM42 140L45 141V143ZM171 140H172V142H171ZM177 140H179V142ZM41 141H42V144L44 143L46 145V146L43 145L44 149L39 145V143ZM4 142H6V143H4ZM18 142L20 144H18ZM37 142H39V143L37 144ZM175 142H176L177 146L174 145ZM169 143L170 144L173 143V145H172L173 147L170 146ZM178 143L180 145H178ZM61 144H62V146H61ZM21 145L23 147H21ZM31 145H34V147ZM35 146H37L36 151H34ZM30 147H31V149L33 147V149L32 150L29 149ZM38 147H40L41 149H38ZM45 147H47V148H45ZM37 149L39 150V152H37ZM46 149H48V150H46ZM22 150H24V151H22ZM69 151H70V153H69ZM71 151H73V152H71ZM35 152H37L39 154H37V153L35 154ZM39 155H40V157H39ZM30 156H31V158L32 157L33 158L31 159ZM74 156L76 157V159ZM161 156L162 157L164 156V158H166L165 162L162 160H158V159H160ZM79 157L81 160H79ZM263 157L261 156L258 159V161L261 162L263 160ZM44 158H47V159H44ZM22 159H24V160H22ZM33 160H35V161H33ZM40 161L42 163H40ZM96 161L99 165L96 163ZM190 161H191V159H190ZM231 161H229V160L223 161V163H224L223 165L225 167V168H223L224 172H222L221 169H219V168H218V170H216L217 174L215 175V178L212 179L213 181L211 182L212 185H214L213 188L211 187V188H209V190H208V188L207 189L203 188L201 190V192H204L203 193L204 197H208V199H210L211 201H214L212 203V205L209 206L210 210L211 211L213 210L212 214L210 216V219H212L210 221V225L211 224L212 225H214V224L218 225V220H216L215 216H217V217L222 216L223 217V219L221 218L222 223L221 222L219 223V227L221 226L225 229L229 228V230L231 229L232 231H234V230L237 231L238 236L241 239L242 238L244 239V240H242V242L244 241L243 243L245 244V242L248 240V237L251 236L250 234H252V233L256 234L259 232H264V178H263L264 174L258 178L253 174H251L249 177L247 174L252 173V165L250 166L247 164H250V163L245 162L246 166L242 167L243 163H241L240 161H237V160H231ZM63 162H64V164H63ZM161 162H164V165ZM38 163H40V164H38ZM152 163H155V165ZM167 164H168V166H167ZM215 164L213 162L214 167H215ZM257 164H258L257 166L260 165L259 163H257ZM237 165L240 166L242 169L247 167L245 169L246 172L244 171V174H241V171L234 170L235 169L234 167H237ZM45 167H47V168L44 169ZM102 167H103V169H102ZM148 167H150V168H148ZM230 168H232V169H230ZM12 171L14 173H12ZM47 171H49V172H47ZM179 171H180V169H178L177 172H179ZM10 173H12V174L10 175ZM87 176L89 177V179ZM15 177H16V179H15ZM1 179H3V180H1ZM93 180H94V182H93ZM13 181H14V183H13ZM130 182H131V184H130ZM16 183L18 185H16ZM21 183H22V185H21ZM43 184L45 187H43ZM1 185H3V186H1ZM8 185H11V186H8ZM129 185L132 186L133 190L131 189V186H129ZM122 186L125 189L124 192H123V189L121 190ZM128 186L130 187L129 191L127 188ZM130 190H131V192H130ZM207 190H208V193H206ZM114 191H115V193H114ZM10 192H13V193L11 194ZM239 194H241V195L243 194L242 195L243 197L245 196L244 200H242L243 203L241 200H240L241 203L239 201L240 196H241ZM246 195H247V197H246ZM30 201H32V202H30ZM35 201H37V202H35ZM34 202L37 203V205L35 207H32V206L29 207L27 205V204L32 205ZM215 202L216 203L218 202L217 203L218 205ZM18 203H21V205L19 206ZM13 204H15V205H13ZM116 204L119 205L118 206L119 210L117 209ZM229 204H231V205H229ZM78 207H79V209H78ZM61 208H63V209H61ZM86 213H88V214H86ZM98 213H100V215ZM109 213H111V214L109 215ZM97 223L100 224L101 222L97 221ZM102 224L104 225L106 223L103 222ZM251 227H253V228H251ZM128 229H131V228L128 227ZM249 230L250 231L253 230L254 232L252 231L249 233L248 232ZM10 231L12 232V234ZM31 233H32V236H31ZM80 233L82 234V236H78V235H80ZM33 235H34V237H33ZM38 237H39V239H38ZM245 239H246V241H245ZM125 244H127V243H125ZM118 246H120V247H116V249H114V250H108V252H107L108 259L111 260V262L113 261V262L117 263V262L124 261V259L129 260L130 259L129 257L133 258V256H131L132 254H130L128 256V254H129L128 252H126L127 253V256H126V254H125L126 250H124L126 248L125 247L122 248V246H123L122 244H120ZM130 246H131V243H130ZM56 249L57 250L61 249V250H60V252L56 253L55 252ZM259 252H261V251H259ZM136 258H137V256L135 255V259ZM133 259L132 260L130 259V260L133 261ZM136 262H137V259H136Z\"/></svg>","mask_w":264,"mask_h":264}]
</instances>
